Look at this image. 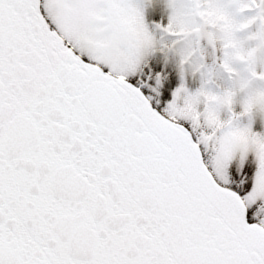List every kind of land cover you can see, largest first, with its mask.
<instances>
[{
    "label": "snow or ice",
    "instance_id": "1",
    "mask_svg": "<svg viewBox=\"0 0 264 264\" xmlns=\"http://www.w3.org/2000/svg\"><path fill=\"white\" fill-rule=\"evenodd\" d=\"M0 264H264V0H0Z\"/></svg>",
    "mask_w": 264,
    "mask_h": 264
}]
</instances>
